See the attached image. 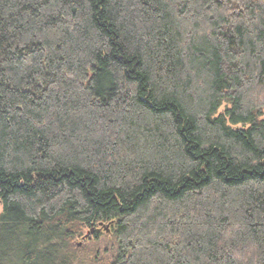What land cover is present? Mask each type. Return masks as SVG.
Listing matches in <instances>:
<instances>
[{
  "label": "trees",
  "instance_id": "trees-1",
  "mask_svg": "<svg viewBox=\"0 0 264 264\" xmlns=\"http://www.w3.org/2000/svg\"><path fill=\"white\" fill-rule=\"evenodd\" d=\"M0 205V264H264V0H0Z\"/></svg>",
  "mask_w": 264,
  "mask_h": 264
},
{
  "label": "rangeland",
  "instance_id": "rangeland-1",
  "mask_svg": "<svg viewBox=\"0 0 264 264\" xmlns=\"http://www.w3.org/2000/svg\"><path fill=\"white\" fill-rule=\"evenodd\" d=\"M0 209H1V205H0ZM92 232H90L89 234H91ZM89 236V235H88Z\"/></svg>",
  "mask_w": 264,
  "mask_h": 264
},
{
  "label": "water",
  "instance_id": "water-1",
  "mask_svg": "<svg viewBox=\"0 0 264 264\" xmlns=\"http://www.w3.org/2000/svg\"><path fill=\"white\" fill-rule=\"evenodd\" d=\"M91 232H94V229H92Z\"/></svg>",
  "mask_w": 264,
  "mask_h": 264
}]
</instances>
